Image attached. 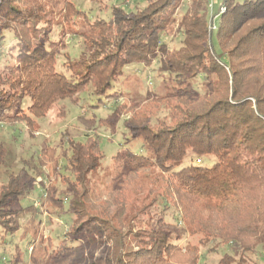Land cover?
Masks as SVG:
<instances>
[{
    "label": "trees",
    "instance_id": "1",
    "mask_svg": "<svg viewBox=\"0 0 264 264\" xmlns=\"http://www.w3.org/2000/svg\"><path fill=\"white\" fill-rule=\"evenodd\" d=\"M75 1L48 7L0 0V124L19 123L32 137L62 100L84 94L96 99L89 109L117 102L130 66L156 63L166 92L128 118L120 117L124 101L109 114L115 123L109 132L121 124L123 144L140 138L149 155L125 150L107 157L98 137L79 141L67 130L58 147L40 150L38 165L52 164L75 214L62 240L47 239L42 264H206L209 254L218 256L215 264H264V0H221L217 27L210 0L110 4L98 9L107 18L85 14ZM176 25L180 46L173 48L162 36ZM69 34L80 40L77 54L65 42ZM78 121L97 129L94 115ZM205 158L214 162L202 166ZM5 161L0 145V170ZM23 167L0 171V244L18 230L22 210L11 206L29 189ZM106 167L118 175L119 189L139 173L151 182L148 194L160 212L150 215L157 220L139 229L117 221L128 204L118 189L117 210L108 215L111 199L107 209L89 211L87 184ZM54 193L46 188L43 200L60 217L64 202ZM170 208L174 223H165ZM94 246L103 248L100 256Z\"/></svg>",
    "mask_w": 264,
    "mask_h": 264
},
{
    "label": "rangeland",
    "instance_id": "2",
    "mask_svg": "<svg viewBox=\"0 0 264 264\" xmlns=\"http://www.w3.org/2000/svg\"><path fill=\"white\" fill-rule=\"evenodd\" d=\"M40 1L50 7L57 0ZM236 2L242 3L243 0H236ZM220 3L221 0H210L208 4L210 21L215 27H217L219 19H215L214 16L218 11ZM110 4L116 6L124 4L123 6L126 8L133 9L137 5L139 7L144 6L145 0L75 1L77 8L85 14L89 16L97 14L103 18H107L108 15L100 12L98 9H104ZM185 4L181 5V9L176 12L177 15H180L181 10L186 7ZM208 28V30H211L210 25H208ZM168 29L164 32L162 40L167 42L170 47L178 48L181 36L178 33L177 25L170 28V30ZM65 42L70 49L71 55L79 52L81 43L78 38L69 34ZM156 69V63H153L149 68L142 66H130L126 68L120 83L124 97L117 102L114 99H108L104 107L89 109V106L93 105L96 99L84 100V94H78L71 99L58 102L55 106L56 109L45 115L42 121H40L39 129L38 131H34L35 133L32 137L28 135L25 127L19 123L11 124L10 122H3L0 124V145H3L6 150V161L0 171L17 173L24 166L25 173L22 176V183H27L29 186L28 191L12 203L11 208L13 210L21 209L22 211L19 213L17 219V232L12 236L6 235L1 239L0 264H42L47 239L49 238L56 245L58 241L63 239L65 232L70 226V220L75 214L68 212L70 196L66 193L65 186L60 183L57 174L53 172L52 164L46 163L43 167L38 165V157L41 155L39 153L40 150L46 147H58V141L64 130H67L69 138L79 141L88 139V135L89 137H98L101 148L107 157L117 151L123 154L125 150H130L136 154L149 155L140 138L123 144V138L124 136L128 137V134L126 135L124 127L119 124L120 122L113 135L107 127L115 124L113 117H109V114L121 101H124L126 107V111L124 109L120 110V117L122 116L124 119L130 116L128 113L131 114L132 110L141 109L153 98L161 96L166 92L162 90V80L167 77L166 75L158 74ZM93 115L98 120L96 130L93 128V125L89 126L78 121L79 118H83L85 121L90 120ZM63 162L61 160L60 164L62 165ZM213 162V158H205L202 166L208 167ZM186 163H188V158L185 160ZM105 166H107L106 162L104 163ZM105 169L108 172L107 177H103L106 172L104 173L101 170L98 176L87 184L88 192L83 199V203L89 208V211H103L106 208L105 202L111 199L115 203L113 204L112 202L113 207L109 208L111 210L108 212V215L117 210L118 206H115V204L119 199L117 198L119 194H117L118 192L116 193L118 189L128 204L127 211L122 212L118 216L117 221L124 224L133 221V223L135 222V229H139L147 225L148 219H152L151 223L157 220L158 215L154 216L150 215V213L153 214L156 210L160 212V206L158 203L152 204V196L148 194L151 182L142 178L143 174L139 173L136 177H132L135 178L132 183L128 184V186L124 185L122 189H119L118 175L114 171L112 172L110 167H106ZM132 178L129 180H132ZM48 187L55 191V197L62 199L64 202V212L60 217L55 216L53 214L55 213L54 210L44 203L43 194ZM144 209L145 213H142ZM165 213V216H163L165 223H174L173 208H170ZM125 219L127 221H124ZM49 220L51 221L50 223H48ZM2 235L0 229V236ZM181 239L183 243L186 236L183 234ZM102 249L94 246L91 252L100 256L103 253ZM208 257L210 260L206 261V264H215V260L218 259V256H211V254Z\"/></svg>",
    "mask_w": 264,
    "mask_h": 264
},
{
    "label": "built area",
    "instance_id": "3",
    "mask_svg": "<svg viewBox=\"0 0 264 264\" xmlns=\"http://www.w3.org/2000/svg\"><path fill=\"white\" fill-rule=\"evenodd\" d=\"M223 12H224V7H221V8L219 9V13H218L217 15H215L214 18H215V19L218 18L219 15L222 14Z\"/></svg>",
    "mask_w": 264,
    "mask_h": 264
}]
</instances>
